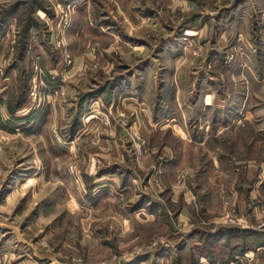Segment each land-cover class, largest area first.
<instances>
[{
    "label": "rangeland",
    "instance_id": "rangeland-1",
    "mask_svg": "<svg viewBox=\"0 0 264 264\" xmlns=\"http://www.w3.org/2000/svg\"><path fill=\"white\" fill-rule=\"evenodd\" d=\"M179 125L264 157V0H0V264H264L178 221L145 248L107 231L166 202L148 153Z\"/></svg>",
    "mask_w": 264,
    "mask_h": 264
},
{
    "label": "crops",
    "instance_id": "crops-1",
    "mask_svg": "<svg viewBox=\"0 0 264 264\" xmlns=\"http://www.w3.org/2000/svg\"><path fill=\"white\" fill-rule=\"evenodd\" d=\"M90 118V115L87 116L85 122H89ZM178 129L184 132V137L173 138L171 134L158 146L153 141L147 159L155 170L154 175L165 186L163 191L161 189L155 194L165 195L166 202L140 205L131 216L121 209H102L107 231H116V242L121 245L137 243L145 248V234L142 231L145 222L152 223V227L160 229V233L167 230L173 234L171 226L178 221L182 227L179 231L183 232L201 226L206 238L196 243L200 245L201 241H206V245H209L211 239L220 242L225 249L221 254L223 257L230 246L235 255H243L242 258L245 256L247 261L258 260V253H264V157L253 158L252 151L258 147L260 139L253 140L255 136L252 135L243 137L242 149L250 156L242 159L236 158L233 153L241 148V145L236 146L233 138L230 145L224 147L222 142L220 144L224 138L217 135L187 138L181 125ZM115 154H105L108 161L105 168L118 164L117 161L109 162L116 159L118 154ZM145 160L144 157L142 162ZM179 174L184 177L181 183L176 182ZM115 177L118 179L111 169L102 173L97 180L107 183L105 185L108 187H116ZM118 194L120 197V192ZM234 212L245 218L246 225L241 228L221 225L223 217ZM215 229L220 231L215 232ZM177 234L175 232L174 239H171L175 245L180 237ZM190 239L193 240L192 236ZM248 252L251 255H247ZM214 264H229V261L226 259Z\"/></svg>",
    "mask_w": 264,
    "mask_h": 264
},
{
    "label": "built area",
    "instance_id": "built-area-1",
    "mask_svg": "<svg viewBox=\"0 0 264 264\" xmlns=\"http://www.w3.org/2000/svg\"><path fill=\"white\" fill-rule=\"evenodd\" d=\"M224 220L221 224L223 225H230L233 227H243L246 225V220L243 216H239L236 213L226 214L223 219ZM229 264H233V262H229Z\"/></svg>",
    "mask_w": 264,
    "mask_h": 264
},
{
    "label": "bare ground",
    "instance_id": "bare-ground-1",
    "mask_svg": "<svg viewBox=\"0 0 264 264\" xmlns=\"http://www.w3.org/2000/svg\"><path fill=\"white\" fill-rule=\"evenodd\" d=\"M248 255V254H247ZM247 257V256H246Z\"/></svg>",
    "mask_w": 264,
    "mask_h": 264
}]
</instances>
